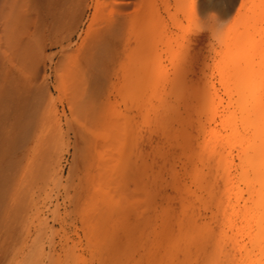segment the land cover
<instances>
[{"label":"bare ground","instance_id":"bare-ground-1","mask_svg":"<svg viewBox=\"0 0 264 264\" xmlns=\"http://www.w3.org/2000/svg\"><path fill=\"white\" fill-rule=\"evenodd\" d=\"M158 2L0 0V264L24 262V244L17 245L25 241L36 199L56 184L64 147L71 162L60 196L75 213L71 224L92 227L107 239L113 212L97 200L107 173L105 147L119 129L110 111L112 92L146 88L154 101L144 113L138 103V119L168 143L177 117L169 98L189 88L197 93L206 67L217 72L226 97L219 118L224 134L207 131L201 148L229 150L215 163L225 177L219 196L210 192L209 200L216 201L223 225L250 248L237 240L227 248L223 232L214 239L194 221H172L166 204L156 206L152 190L146 195L150 213L135 220L130 237L146 231L153 236L147 264L160 258L264 264V0ZM221 104L201 95L198 108L214 116ZM230 151L238 158L235 178L227 176ZM75 160L83 176L71 184ZM137 172L132 176L140 191ZM54 221L64 223L60 215ZM179 248L181 257L172 251Z\"/></svg>","mask_w":264,"mask_h":264},{"label":"rangeland","instance_id":"rangeland-1","mask_svg":"<svg viewBox=\"0 0 264 264\" xmlns=\"http://www.w3.org/2000/svg\"><path fill=\"white\" fill-rule=\"evenodd\" d=\"M88 14L90 16L91 12ZM86 25L87 21L82 30ZM163 66L169 67L165 61ZM201 95L215 96L222 101L214 116L199 110ZM153 101L146 88L131 90L123 87L112 92L110 111L119 129L113 132L105 147L107 173L98 186L100 196L97 200L113 212V231L109 237L101 238L92 227L82 229L80 224H71L75 213L60 196L61 185L69 177L71 162L70 150L67 152L64 147L58 156L60 174L55 178L56 184L55 181L50 182L46 194L36 199V209L23 233L25 241L17 245L24 244L26 257L22 264H147L152 252L148 243L153 236L146 231L135 238L130 237V232L135 220L150 213L146 196L149 190L153 191L156 206L167 205L172 221H194L204 226L207 233L213 234L214 239L223 232L227 248L234 240L250 248L246 238H238L234 228L223 225V216L216 201L209 200L210 192L219 196L217 193L225 177L215 170V163L229 151L218 144L210 151L201 148L209 138L207 131L224 134L219 118L224 111L226 97L219 85L217 72L211 67L203 68L197 93L193 94L189 88L180 97L170 96L171 115L177 117L172 120L168 143L138 119L141 113L138 103L143 111ZM144 141L146 145H143ZM155 144L157 146H153ZM229 158L232 166L227 176L235 178L239 171L236 152L230 151ZM136 168L143 182L140 191L132 176ZM82 176L83 171L75 160L70 174L71 184L79 183ZM57 215L64 219L62 226L54 221ZM175 233L178 234L176 228ZM114 245L119 249L113 250ZM172 251L179 257L183 252L180 248ZM236 252L239 255L237 249ZM160 254L163 255L162 251ZM20 259L18 256L16 261ZM157 264L173 263L160 258Z\"/></svg>","mask_w":264,"mask_h":264}]
</instances>
